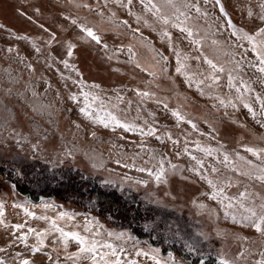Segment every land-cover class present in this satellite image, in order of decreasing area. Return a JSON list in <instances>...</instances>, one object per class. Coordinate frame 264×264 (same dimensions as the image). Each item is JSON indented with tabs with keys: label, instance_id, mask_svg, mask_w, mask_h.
Returning a JSON list of instances; mask_svg holds the SVG:
<instances>
[{
	"label": "rangeland",
	"instance_id": "374dc122",
	"mask_svg": "<svg viewBox=\"0 0 264 264\" xmlns=\"http://www.w3.org/2000/svg\"><path fill=\"white\" fill-rule=\"evenodd\" d=\"M261 17L264 0H0V166L12 167L10 175H0V264H93L91 254L72 255L79 252L77 241L69 238L65 248L52 221L101 246L111 243L124 264L264 260V233L243 219L245 208L259 211L264 203V180L258 179L264 170V73L253 43L240 38L247 33L257 46L264 41ZM84 92L92 94L87 104L93 118L80 111ZM109 112L135 130L95 121ZM31 162L50 172L78 169L132 196L149 211L144 226L152 236L138 238L69 201L19 195L12 177L24 178L20 167ZM161 166L164 176L157 181ZM201 177L229 199L223 205L222 197L210 199L212 188ZM29 228L35 231L28 234ZM36 232L45 233L44 243L33 252ZM164 244L178 245L184 254L163 250Z\"/></svg>",
	"mask_w": 264,
	"mask_h": 264
},
{
	"label": "trees",
	"instance_id": "16d2710c",
	"mask_svg": "<svg viewBox=\"0 0 264 264\" xmlns=\"http://www.w3.org/2000/svg\"><path fill=\"white\" fill-rule=\"evenodd\" d=\"M24 178L12 177L15 191L31 200L57 198L69 201L84 211L108 218L117 227L129 229L138 238H149L151 233L145 230L149 211L141 202L124 197L96 176H86L78 169L66 168L50 172L35 162L22 164ZM0 166V175L12 172ZM10 175V174H9ZM163 250H174L184 254L178 245H163ZM209 264H217L209 259Z\"/></svg>",
	"mask_w": 264,
	"mask_h": 264
},
{
	"label": "snow or ice",
	"instance_id": "6c2138e0",
	"mask_svg": "<svg viewBox=\"0 0 264 264\" xmlns=\"http://www.w3.org/2000/svg\"><path fill=\"white\" fill-rule=\"evenodd\" d=\"M131 3V0H129V4ZM217 3H219V0H217ZM146 8L149 7L148 5L145 6ZM156 9V11L153 13L154 15L159 13V9L156 7L155 4H151L150 9ZM197 11H199V8H197ZM177 12H179V9H177ZM221 12H223V6H221ZM179 15H184V13H179ZM158 19H160L164 24H168L169 18L167 16H163V15H159ZM261 19H264V17H261ZM75 23V21H73ZM124 23H127L126 21ZM176 27H180L179 24L174 25ZM228 26L229 27H233V25L231 24V21H228ZM82 30L84 32H86L88 37H91L92 40L96 41L98 44L101 42L100 37L97 36L94 31L91 28H85L83 26ZM181 31H185L188 33L189 37H192L193 33L190 29L188 28H181ZM259 33L264 34V28H261L259 30ZM236 34V33H234ZM163 35L165 36H169V33L165 32ZM242 39H247L250 43H253V51L256 53L258 60H259V71L261 73H264V41H261L259 43V45L257 46L255 41H254V37L253 36H249L247 33H242L241 37ZM193 43H199V41L193 40ZM74 47V45H69V50H68V54L69 56L72 54V48ZM105 47H107V45H105ZM163 59H167L166 57H162ZM206 63H208L211 68L213 69V71L217 70V66L211 61L208 60L207 58H205ZM177 63L178 65L180 64V56L179 53H177ZM65 64L67 66V62L65 61ZM183 68V65H180L177 67L176 71L177 72H181ZM219 71H223V68H219ZM213 79H219V77L213 76ZM233 77L230 75L229 76V84L231 86V82H232ZM92 87H99L98 85H92ZM82 95L85 97V107H82L80 109V111L82 113H84L86 116H88L89 118H93L92 113L90 111H88V109L91 107V105L87 104V100L88 97L90 95H92L91 93H87L84 92L82 93ZM142 95L147 96L148 93H142ZM72 99H75V96L72 97ZM92 99H96L95 96H92ZM228 103H231L230 101ZM220 104L221 105H225V101L223 99H220ZM235 105H233L234 107ZM165 107H167V105H165ZM245 107H249L247 104H245ZM249 111H251V108L249 107ZM173 115H175L177 117L178 120H183L184 117L181 116L178 112H173ZM96 122H99L101 124H103L105 127H108L109 124H113L117 127H122L125 130L128 131H132L135 130L133 126L127 124V123H122L115 115H113L112 113H106L104 117H100V116H96L94 117ZM189 123H191L189 121ZM193 127H195V125H193ZM154 133L153 129H149V132L147 133L148 135H152ZM171 138V137H169ZM157 139H159V137H157ZM201 151L206 152L207 154H211V152L213 151L212 149H201ZM247 151L252 152L253 154H256V150L253 148H248ZM192 159H196V157H192ZM229 160V157L227 154L224 155V161L227 163ZM197 164L202 166V162L197 160ZM172 167H175L174 165ZM146 169H139V171H145ZM193 171H195V169H193ZM213 171H216V169H213ZM149 174L152 175L151 171H149ZM246 174V173H245ZM164 176V169L161 166L160 170L155 173V179L157 181H160ZM202 179H206L208 185L212 188V192L210 194V199H217L222 197V199L220 200V203L223 205V200L225 199H229L227 196H224L223 193V188L218 187L217 183H215L212 179H208L207 177H201ZM258 179L264 180V170H262V174L258 177ZM241 198L246 197V193L245 192H241L240 194ZM21 206L22 205H18ZM45 207H51V205H44ZM233 205L231 203H229L226 208H231ZM201 207H203V205H201ZM240 207L244 208V204L242 202H240ZM24 212L29 215V216H35V213L30 212L28 210V208H24ZM245 212L247 213V215H245L243 217L244 220L246 221H251V226L253 228H255L256 231L264 233V203H261L259 205V211H257L256 208L254 207H247L245 208ZM2 209H0V216H2ZM227 214V212H226ZM60 217H65L67 216L69 219H71V215L69 213H65V212H61ZM41 219H45L47 220V217H40ZM233 219H235V217H233ZM0 223H2V221H0ZM52 224V229H54L56 232L60 233V236L63 240V243L65 245V248L67 247V242L68 239L71 238L72 240H75L79 243L80 248H79V252L72 254L73 256H78L81 253H86V254H91L92 255V261L93 264H124V262L121 261L120 259V255L117 252V249L114 245H112L111 243H104L102 246L99 244L98 241L96 240H88V238L81 236L78 232H74V231H64V229L60 228L59 226L56 225L55 221L51 222ZM16 229H20L23 227V225L17 224L14 226ZM35 230L29 228L28 230V234L33 233ZM28 234H22L19 239L22 242L27 243L28 240ZM36 239H37V245H34L32 247V251L33 252H37L40 250V246L43 245L44 243V235L45 233H41V232H36ZM114 235L113 233H109V236ZM117 238H121L123 237V233L120 234H116ZM99 247H104L107 249H110V252H104V253H100L98 252V248ZM191 251V247L189 249ZM120 252H123V249L119 250ZM140 252H137V255H140ZM145 255H147L146 253H144ZM97 255L99 256V259H96ZM169 256L171 257V253H169ZM111 257V258H110ZM70 259L72 258L71 256L69 257ZM153 259H155V257H153ZM20 264H31V262L27 259H23L20 261ZM127 264H136L135 261H128ZM157 264H159V262H157ZM172 264H177L176 261L173 260ZM221 264H229V262L227 260H222ZM259 264H264V260L260 261Z\"/></svg>",
	"mask_w": 264,
	"mask_h": 264
}]
</instances>
